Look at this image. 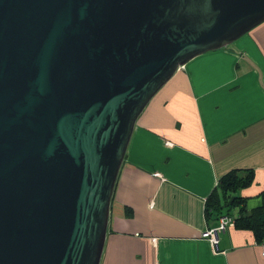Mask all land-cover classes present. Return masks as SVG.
<instances>
[{
    "label": "water",
    "instance_id": "obj_1",
    "mask_svg": "<svg viewBox=\"0 0 264 264\" xmlns=\"http://www.w3.org/2000/svg\"><path fill=\"white\" fill-rule=\"evenodd\" d=\"M262 21L264 0H0V264H99L146 104Z\"/></svg>",
    "mask_w": 264,
    "mask_h": 264
},
{
    "label": "crops",
    "instance_id": "obj_2",
    "mask_svg": "<svg viewBox=\"0 0 264 264\" xmlns=\"http://www.w3.org/2000/svg\"><path fill=\"white\" fill-rule=\"evenodd\" d=\"M232 168L254 170L236 192L250 210L264 187V21L189 59L146 104L118 172L99 264H264L250 229L227 226L215 250L201 235L218 223L205 216L206 198Z\"/></svg>",
    "mask_w": 264,
    "mask_h": 264
},
{
    "label": "trees",
    "instance_id": "obj_3",
    "mask_svg": "<svg viewBox=\"0 0 264 264\" xmlns=\"http://www.w3.org/2000/svg\"><path fill=\"white\" fill-rule=\"evenodd\" d=\"M253 177L254 170L252 168H232L222 174L206 198L204 210L206 218L212 219L213 216H218L223 209L226 214H229L232 207L239 206L238 213L232 215L234 226L250 229L256 240L260 242L264 238V187L258 195L260 203L250 210H246L244 207L246 197L236 193L250 185ZM124 214L128 217L131 216L132 209L129 206L125 207Z\"/></svg>",
    "mask_w": 264,
    "mask_h": 264
},
{
    "label": "built area",
    "instance_id": "obj_4",
    "mask_svg": "<svg viewBox=\"0 0 264 264\" xmlns=\"http://www.w3.org/2000/svg\"><path fill=\"white\" fill-rule=\"evenodd\" d=\"M234 225V219L231 215L223 213L218 215V223L215 226H211L202 231L201 235L209 239L212 248H217V233L223 231L227 226ZM262 247L261 254L264 257V239L260 241Z\"/></svg>",
    "mask_w": 264,
    "mask_h": 264
},
{
    "label": "rangeland",
    "instance_id": "obj_5",
    "mask_svg": "<svg viewBox=\"0 0 264 264\" xmlns=\"http://www.w3.org/2000/svg\"><path fill=\"white\" fill-rule=\"evenodd\" d=\"M234 208H235V206H234V207H232L230 211H233V210H234Z\"/></svg>",
    "mask_w": 264,
    "mask_h": 264
}]
</instances>
